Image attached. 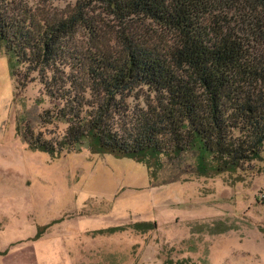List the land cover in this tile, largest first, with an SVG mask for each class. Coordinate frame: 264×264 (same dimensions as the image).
I'll use <instances>...</instances> for the list:
<instances>
[{"label": "trees", "instance_id": "trees-1", "mask_svg": "<svg viewBox=\"0 0 264 264\" xmlns=\"http://www.w3.org/2000/svg\"><path fill=\"white\" fill-rule=\"evenodd\" d=\"M264 9V0H250ZM205 0H76L63 13L0 0V56L20 87L37 80L50 107L31 149L130 158L155 178L197 142L234 161L264 145V30L210 20ZM243 35V36H242ZM142 98L131 106L128 99Z\"/></svg>", "mask_w": 264, "mask_h": 264}, {"label": "rangeland", "instance_id": "rangeland-1", "mask_svg": "<svg viewBox=\"0 0 264 264\" xmlns=\"http://www.w3.org/2000/svg\"><path fill=\"white\" fill-rule=\"evenodd\" d=\"M63 13L76 0H28ZM210 20L264 30L250 0H205ZM258 49H263L264 42ZM35 80L24 87L0 56V264H264V145L260 160L234 161L202 143L155 178L141 163L87 149L33 150L25 127L50 107ZM131 106L142 98L128 99Z\"/></svg>", "mask_w": 264, "mask_h": 264}, {"label": "built area", "instance_id": "built-area-1", "mask_svg": "<svg viewBox=\"0 0 264 264\" xmlns=\"http://www.w3.org/2000/svg\"><path fill=\"white\" fill-rule=\"evenodd\" d=\"M263 197H264V192H263Z\"/></svg>", "mask_w": 264, "mask_h": 264}]
</instances>
